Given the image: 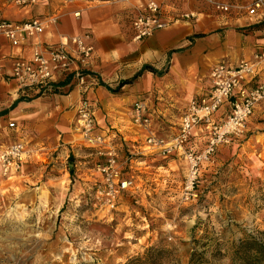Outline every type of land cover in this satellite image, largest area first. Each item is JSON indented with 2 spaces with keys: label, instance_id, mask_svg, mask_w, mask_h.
I'll return each mask as SVG.
<instances>
[{
  "label": "rangeland",
  "instance_id": "374dc122",
  "mask_svg": "<svg viewBox=\"0 0 264 264\" xmlns=\"http://www.w3.org/2000/svg\"><path fill=\"white\" fill-rule=\"evenodd\" d=\"M216 15L225 19L234 13ZM182 111L155 110L149 129L169 141ZM260 118L256 141H246L251 133L247 122L243 135L223 145L201 169L197 197L186 204H178L173 195L183 180L182 162L173 164L177 160L149 151L147 128L145 135L135 134V142L125 144L116 135L107 144L116 152L122 177L140 184L112 216L96 211L93 181L85 176L104 162L99 148L88 147L77 136V147L31 157L24 171L7 180L0 175V264H125L136 257L142 258L137 264H153L146 256L150 248L164 251L157 264H189L194 251L204 253L209 264H240L232 261L234 246L264 230ZM168 163L169 173L164 171ZM161 176H168L171 185Z\"/></svg>",
  "mask_w": 264,
  "mask_h": 264
},
{
  "label": "crops",
  "instance_id": "0c3cea01",
  "mask_svg": "<svg viewBox=\"0 0 264 264\" xmlns=\"http://www.w3.org/2000/svg\"><path fill=\"white\" fill-rule=\"evenodd\" d=\"M146 2L37 0L34 5L20 8L0 0V13L4 19L24 22L39 18L45 25L43 34L25 41L18 48L0 37V150L14 142H22L31 157H35L77 147L81 140L77 139L79 135L74 124L81 98L91 105L97 131L104 134L106 144L116 135L125 144L135 142V134L142 132L145 135L146 132H143L144 127L139 128L132 121L134 102H143L150 118L155 110L164 114L183 110L193 97L208 89L210 70L217 61L225 59L235 63L244 59L253 62L255 54L264 52V8L258 10L255 17L247 16L242 10L223 19L200 0H157L168 24L151 37L135 42L132 21ZM75 13L79 15L75 17ZM182 13H193L195 17L183 19L180 18ZM253 25L260 26L247 29ZM87 32L94 49L89 73L96 81L90 82L86 94L81 96L74 82L71 88L63 86L61 94L40 97L19 94L17 83L10 77L16 58L30 57L35 46H56L68 37ZM144 65L151 66L154 72L143 70ZM259 68L260 79L264 80V62ZM139 72L118 93L109 91L108 88L131 80ZM21 97L24 99L20 100ZM153 106H156L155 110ZM253 113L247 120V131L251 133L246 141H256L259 134L256 120L264 118V102L258 103ZM12 122L15 127L9 128L8 124ZM194 141L200 148L204 138L199 136ZM149 151L154 153V150ZM31 157L20 170L24 171ZM177 161L173 164L180 165ZM167 166L164 171L169 173L170 164ZM85 176L90 181L100 177L95 171ZM168 189L172 190L170 186Z\"/></svg>",
  "mask_w": 264,
  "mask_h": 264
},
{
  "label": "built area",
  "instance_id": "2783aa9c",
  "mask_svg": "<svg viewBox=\"0 0 264 264\" xmlns=\"http://www.w3.org/2000/svg\"><path fill=\"white\" fill-rule=\"evenodd\" d=\"M208 4L215 12L230 15L242 10L249 17H255L257 11L264 8V0H200ZM23 8L34 5L37 0H4ZM79 14L75 13L77 17ZM193 13H182L180 18L192 19ZM168 24L157 0H147L132 21L133 41L139 42L151 37L157 30ZM45 30L43 21L31 18L24 22H12L0 13V37L6 39L12 47H20L25 41L37 39ZM90 33L75 35L60 41L56 46H35L30 57L16 58L12 64L11 78L18 86L23 97H40L56 92L57 79L71 77L84 95L90 82L96 80L89 73L94 49L90 42ZM255 61L238 60L235 63L225 59L217 61L211 68L210 85L201 95L193 97L183 109L178 128L170 142L156 137L149 131L151 118L147 107L136 101L131 107L132 121L148 129L145 145L148 150L162 159L182 162L183 180L173 195L178 204H186L197 197V187L201 178V169L210 164L220 146L227 145L244 133L246 122L255 106L264 102V80L260 79V63L264 62V52L255 54ZM71 83H69L70 86ZM223 110V111H222ZM14 128V123L8 124ZM75 131L88 147L99 148L98 155L104 162L96 166L99 179L93 181L91 200L97 212L112 216L117 212L122 199L139 191L140 184L133 177L123 178L113 147L107 146L105 137L97 133L95 114L87 100L81 98L76 108ZM204 138L198 148L194 139ZM103 150V151H101ZM31 157L24 143L14 142L0 150V175L11 176L18 172ZM169 184L168 176L160 177Z\"/></svg>",
  "mask_w": 264,
  "mask_h": 264
},
{
  "label": "trees",
  "instance_id": "16d2710c",
  "mask_svg": "<svg viewBox=\"0 0 264 264\" xmlns=\"http://www.w3.org/2000/svg\"><path fill=\"white\" fill-rule=\"evenodd\" d=\"M143 70H148L154 72L151 66L144 65ZM137 73L131 80H124L119 82L117 87L108 88L113 94L118 93L121 87L126 84H130L138 75ZM72 82L71 77L64 78L54 84V91L59 92V89L63 86L69 85ZM73 83V82H72ZM73 84L69 86L72 87ZM23 97L20 98L22 100ZM24 99V98H23ZM164 253L162 249L150 248L147 250L146 256L151 259L153 264H157L161 255ZM140 257H136L132 260L127 261L125 264H137L141 262ZM232 261L238 262L240 264H264V230L256 232L255 235H247L245 239L241 240L234 246ZM189 264H209V262L204 257V253H196L195 251L191 253Z\"/></svg>",
  "mask_w": 264,
  "mask_h": 264
}]
</instances>
